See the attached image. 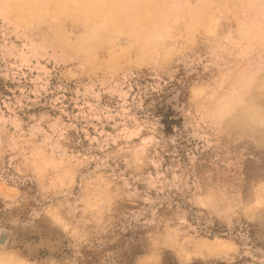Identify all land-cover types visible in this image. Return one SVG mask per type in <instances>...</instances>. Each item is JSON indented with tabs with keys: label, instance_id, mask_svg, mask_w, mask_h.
Returning a JSON list of instances; mask_svg holds the SVG:
<instances>
[{
	"label": "rangeland",
	"instance_id": "rangeland-1",
	"mask_svg": "<svg viewBox=\"0 0 264 264\" xmlns=\"http://www.w3.org/2000/svg\"><path fill=\"white\" fill-rule=\"evenodd\" d=\"M0 264H264V0H0Z\"/></svg>",
	"mask_w": 264,
	"mask_h": 264
}]
</instances>
